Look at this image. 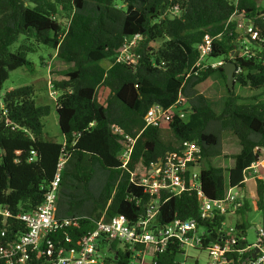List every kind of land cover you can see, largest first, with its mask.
I'll return each mask as SVG.
<instances>
[{
	"label": "trees",
	"instance_id": "1",
	"mask_svg": "<svg viewBox=\"0 0 264 264\" xmlns=\"http://www.w3.org/2000/svg\"><path fill=\"white\" fill-rule=\"evenodd\" d=\"M259 2L0 0V85L10 70L28 65L27 55L41 44L53 48L58 59L71 63L64 70L49 72L58 93L55 105L61 143L45 135L42 118L49 113V106L36 104L32 85L7 89L0 96V247L26 233V224L18 214L33 212L40 205L44 186L51 180L62 152L67 158L55 212L62 226L46 237L55 247L65 249L80 248L103 214L136 220L149 197L142 187L130 182V172L179 150L185 140H194L201 148L205 165L199 170L200 189L207 199L222 198L226 183H239L242 170L255 158L254 146L264 145V101L239 102L234 88L229 90L225 84L223 106L217 113L197 86L215 71L225 83L222 66L186 73L198 58L196 45L204 33H221L213 42L210 57L222 56L225 62L230 61L228 54L237 47L240 32L234 20L225 24L234 12L264 29V9ZM136 34L139 38L134 51L138 57L116 62L123 42ZM157 40L161 42L155 45ZM15 42L18 45L11 50ZM251 50L253 53L235 58L238 72L234 73V85L256 89L264 87V49ZM104 61L110 65H103ZM101 85L108 90L105 106L96 99ZM179 99L188 104L183 107V118L175 115L167 128L144 126L143 115L152 104L168 107ZM112 125L122 132H114ZM221 133L235 137L239 144L226 178L217 163L222 155ZM124 136H137L127 168L118 158ZM263 190L260 181L252 190L257 209H262ZM162 199L156 216L159 224L176 217L196 218L206 232V241L215 239L226 219V214L215 210L213 217L201 219L194 190L178 196L164 194ZM249 208L246 198L236 210L239 219L235 227L243 234L248 227L245 214ZM115 242L100 240L99 248L111 251L102 264H129L136 251L147 248L136 245L133 250L126 246L120 249ZM180 252L179 245L170 242L163 252H153L151 264H180ZM0 264H5L1 256ZM27 264L50 262L32 256Z\"/></svg>",
	"mask_w": 264,
	"mask_h": 264
},
{
	"label": "built area",
	"instance_id": "2",
	"mask_svg": "<svg viewBox=\"0 0 264 264\" xmlns=\"http://www.w3.org/2000/svg\"><path fill=\"white\" fill-rule=\"evenodd\" d=\"M172 13H177V6L173 7ZM261 17L264 19V13ZM231 19L235 21V28L240 35L235 41L237 47L228 54L230 60L235 61L236 56L253 53L251 49L243 47L242 44L246 41L253 42L258 48L264 49L262 27L256 25L253 19L236 12L231 14L225 27ZM220 37L221 33L214 36L209 33L203 34L196 45L198 58L187 71L186 76L208 67L223 66L225 61L222 56L215 61L209 60L213 42ZM138 38L139 35L136 34L123 42L115 57L116 62L135 60L138 57L134 51ZM235 72H238L237 67ZM52 93L57 94V91L54 90ZM107 96V88L103 85L99 86L96 93L99 104L105 106ZM183 103L184 100L179 99L168 107L158 103L152 104L143 115L144 126H167L175 115L183 118L185 115ZM111 127L114 132H122L118 126ZM136 137L124 136L125 142L118 154L123 168H127ZM253 153L255 158L242 170V180L234 186L226 185L223 197L211 201L201 191L199 170L194 169L201 159V148L194 140L183 141L179 150L167 152L163 158L151 161L146 167L138 166L130 172V182L142 187L149 197L144 212L136 220L129 222L121 214L109 217L103 214L96 221L93 230L84 239L80 248L65 249L61 246L55 247L46 237L48 233L62 226L55 217L61 172L67 158V154L62 152L51 180L44 186L40 205L33 212L18 214V217L26 224V233L18 236L12 244L0 247V256L4 258L5 264H27L32 256L45 257L50 264H102L104 257L100 255L99 246L100 240L104 238L124 243L129 250H133L136 245H145L151 246L153 252H163L170 242H176L179 245L182 250L179 254H184V250L188 247L204 248L208 255L207 264H264V190L260 196L262 209H257L260 212L261 223L254 227L256 240L252 243L247 242L246 233H240L235 224H226V219L217 229L215 239L210 238L207 241L205 230L198 231L200 226L196 218L176 217L164 224H159L156 220L160 206L163 204L164 194L178 196L187 190H194L197 195L198 215L201 219L213 217L214 210L220 214H235L247 198L246 184L249 181L255 183L260 181L264 184V145H255ZM1 235H4V231ZM241 242L243 245L239 246ZM138 252L141 254L140 251ZM254 252L255 256L252 257ZM135 257L139 260L140 255Z\"/></svg>",
	"mask_w": 264,
	"mask_h": 264
},
{
	"label": "rangeland",
	"instance_id": "3",
	"mask_svg": "<svg viewBox=\"0 0 264 264\" xmlns=\"http://www.w3.org/2000/svg\"><path fill=\"white\" fill-rule=\"evenodd\" d=\"M259 7L264 9V0H260ZM61 22L64 25L65 19L61 18ZM161 40H157L154 44H160ZM18 45V42L13 43L11 50H14ZM243 47L248 49L258 50V46L253 43L246 41L242 44ZM30 63L28 65H23L13 70H10L8 77L0 85V96L5 90L21 86V85H32L34 87L35 101L37 105H48L49 113L42 118L43 131L45 135L54 141L59 143L63 140V135L60 132L55 100L58 96L52 93L54 87L50 81V71H60L71 66L70 62H66L58 59L55 56V50L51 47L40 45L34 52H30L27 55ZM210 61H215L216 58L210 57ZM106 65V61L102 63ZM198 89L202 92L204 96L209 100L214 111L219 112L222 108L223 100L226 95V87L223 82L222 76L218 71L213 72L203 83L198 86ZM235 92L239 95V102L247 103L254 101H264V87L252 89L248 85L243 86L241 84L235 83ZM1 101V100H0ZM187 102L185 101L183 107H187ZM239 151V144L235 137L228 133H221V156L217 162L224 169V176L227 177V168L231 166L233 159L231 156ZM205 164L198 162L194 167L195 170H200ZM252 181L247 183V189H250ZM249 193L247 198L249 201V210L245 214V219L248 222V227L246 229V239L248 243L255 242L256 234L254 227L261 223L260 212L255 206V200ZM239 216L235 214L226 215V224L234 225ZM203 228L199 227L198 231L201 232ZM124 243L115 242V247L124 249ZM153 248L147 246V248L142 252L144 258L151 256ZM102 257L111 254L108 247H103L99 250ZM136 251L129 264H142L141 260H138L135 256L140 255ZM179 262L182 264H207L208 255L204 248H194L188 247L184 250V254H178L177 256Z\"/></svg>",
	"mask_w": 264,
	"mask_h": 264
},
{
	"label": "water",
	"instance_id": "4",
	"mask_svg": "<svg viewBox=\"0 0 264 264\" xmlns=\"http://www.w3.org/2000/svg\"><path fill=\"white\" fill-rule=\"evenodd\" d=\"M236 53L237 51L235 52V54ZM236 67H237L236 62L232 60L226 61L222 66L225 75V84L229 90H233L234 88V72L236 70ZM4 218L6 219V216H4ZM3 223H5V220ZM254 256H255V252L252 253V257Z\"/></svg>",
	"mask_w": 264,
	"mask_h": 264
},
{
	"label": "crops",
	"instance_id": "5",
	"mask_svg": "<svg viewBox=\"0 0 264 264\" xmlns=\"http://www.w3.org/2000/svg\"><path fill=\"white\" fill-rule=\"evenodd\" d=\"M106 65L108 66L109 65V62L108 61H106ZM235 73V72H234ZM203 83V82H202ZM201 84V83H200ZM199 84V85H200ZM198 85V86H199ZM198 86H197V88H198ZM199 90V89H198ZM201 92V91H200ZM202 93V92H201ZM206 97V96H205ZM225 98V97H224ZM208 100V99H207ZM209 101V100H208ZM224 101V100H223ZM185 102V101H184ZM210 103V102H209ZM184 104V103H183ZM211 105V104H210ZM222 106H223V104H222ZM182 107H183V105H182ZM211 107H212V105H211ZM213 109V108H212ZM222 109V108H221ZM221 109H220V111H221ZM214 110V109H213ZM219 111V112H220ZM216 112V111H215ZM219 112H217V113H219ZM161 128H167V126L165 125V126H161ZM63 141V140H62ZM201 160V159H200ZM233 165V162H232V164H231V166ZM230 166V167H231ZM229 168V167H228ZM255 182H253L252 181V184H251V187H250V189H247V184H246V186H245V189L247 190V194L249 193L251 196H253L252 198L255 200V206H256V208H257V205H256V199H255V197H254V194L252 193V190L254 189V186H255ZM226 185H228L227 183H226ZM226 185H225V187H226ZM225 191V190H224ZM248 199V198H247ZM228 215V214H227ZM235 215H236V213H235ZM152 254H153V251H152V253H151V256L150 257H148V258H144L143 256H142V252H141V254H140V257H139V260H141V263L142 264H151V260H152Z\"/></svg>",
	"mask_w": 264,
	"mask_h": 264
}]
</instances>
